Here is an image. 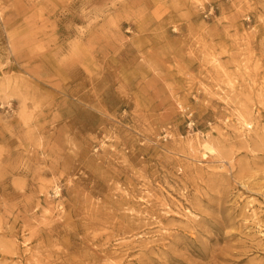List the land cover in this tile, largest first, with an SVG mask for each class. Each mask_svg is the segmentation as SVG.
Masks as SVG:
<instances>
[{
	"label": "rangeland",
	"instance_id": "1",
	"mask_svg": "<svg viewBox=\"0 0 264 264\" xmlns=\"http://www.w3.org/2000/svg\"><path fill=\"white\" fill-rule=\"evenodd\" d=\"M0 264H264V0H0Z\"/></svg>",
	"mask_w": 264,
	"mask_h": 264
},
{
	"label": "bare ground",
	"instance_id": "2",
	"mask_svg": "<svg viewBox=\"0 0 264 264\" xmlns=\"http://www.w3.org/2000/svg\"><path fill=\"white\" fill-rule=\"evenodd\" d=\"M8 35H9V36L11 35V31H10V30H8ZM16 50H17V46L14 45V46H13V49H12L13 53L16 52Z\"/></svg>",
	"mask_w": 264,
	"mask_h": 264
}]
</instances>
